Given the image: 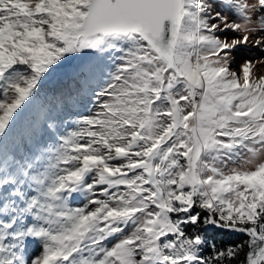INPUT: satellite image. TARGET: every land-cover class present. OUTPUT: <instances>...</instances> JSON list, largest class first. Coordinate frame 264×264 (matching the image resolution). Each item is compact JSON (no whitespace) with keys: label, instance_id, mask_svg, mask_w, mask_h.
I'll return each mask as SVG.
<instances>
[{"label":"snow or ice","instance_id":"1","mask_svg":"<svg viewBox=\"0 0 264 264\" xmlns=\"http://www.w3.org/2000/svg\"><path fill=\"white\" fill-rule=\"evenodd\" d=\"M261 67L264 0H0V264H264Z\"/></svg>","mask_w":264,"mask_h":264},{"label":"trees","instance_id":"2","mask_svg":"<svg viewBox=\"0 0 264 264\" xmlns=\"http://www.w3.org/2000/svg\"><path fill=\"white\" fill-rule=\"evenodd\" d=\"M213 233L217 236L218 239H222L225 242H232L233 240H238L240 237L235 236L234 234L223 232L219 230H212Z\"/></svg>","mask_w":264,"mask_h":264},{"label":"rangeland","instance_id":"3","mask_svg":"<svg viewBox=\"0 0 264 264\" xmlns=\"http://www.w3.org/2000/svg\"><path fill=\"white\" fill-rule=\"evenodd\" d=\"M254 54L259 57L261 55V53L258 50H253ZM251 54V53H248ZM258 71L264 72V67H261L260 69H258Z\"/></svg>","mask_w":264,"mask_h":264}]
</instances>
